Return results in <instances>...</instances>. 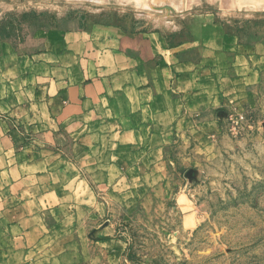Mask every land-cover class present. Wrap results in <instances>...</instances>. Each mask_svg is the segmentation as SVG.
I'll return each mask as SVG.
<instances>
[{
  "label": "rangeland",
  "instance_id": "1",
  "mask_svg": "<svg viewBox=\"0 0 264 264\" xmlns=\"http://www.w3.org/2000/svg\"><path fill=\"white\" fill-rule=\"evenodd\" d=\"M78 24L183 43L199 66L195 85L180 87L185 121L133 144L111 185L93 188L95 214L69 234L76 264H264V0H0V63ZM221 86L236 94L231 104L214 100ZM231 110L246 116L234 136Z\"/></svg>",
  "mask_w": 264,
  "mask_h": 264
},
{
  "label": "crops",
  "instance_id": "2",
  "mask_svg": "<svg viewBox=\"0 0 264 264\" xmlns=\"http://www.w3.org/2000/svg\"><path fill=\"white\" fill-rule=\"evenodd\" d=\"M80 28H54L0 63V264H76L69 234L95 214L93 188L111 185L133 144L169 137L190 114L179 93L197 82L199 60L183 43ZM210 91L220 105L236 99L226 86Z\"/></svg>",
  "mask_w": 264,
  "mask_h": 264
},
{
  "label": "built area",
  "instance_id": "3",
  "mask_svg": "<svg viewBox=\"0 0 264 264\" xmlns=\"http://www.w3.org/2000/svg\"><path fill=\"white\" fill-rule=\"evenodd\" d=\"M227 115V121L229 124L228 130L229 132L234 136L239 133L241 130L245 120L246 116L244 114V111H238V110H231V112L226 113Z\"/></svg>",
  "mask_w": 264,
  "mask_h": 264
}]
</instances>
